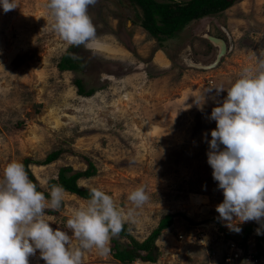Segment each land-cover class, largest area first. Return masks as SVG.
<instances>
[{
  "label": "rangeland",
  "instance_id": "rangeland-1",
  "mask_svg": "<svg viewBox=\"0 0 264 264\" xmlns=\"http://www.w3.org/2000/svg\"><path fill=\"white\" fill-rule=\"evenodd\" d=\"M47 2L16 0L17 8L7 13L0 7V179L9 162L30 159L29 169L47 189L61 168L85 171L92 162L96 174L79 180V186L100 188L125 212L133 208L129 193L145 186L149 202L126 218L131 235L142 242L164 215L175 219L156 241L157 261L134 264L212 262L210 247L220 259L228 237L242 243L246 226L261 228L250 221L239 224L242 230L236 233L218 220L215 208L223 194L207 163L204 134L210 141L216 128L208 119L218 106L213 98L222 101L227 95L217 96L214 88L227 90L245 67L254 68L251 53L264 49V0H238L223 14L189 24L162 48L140 26L141 10L129 0H97L89 6L100 39L91 47L68 46L51 28ZM206 27L217 38L226 29L232 49L211 70L183 66L180 55L188 46L193 56L209 63L215 59L216 52L199 37ZM68 50L83 63L77 73L58 68ZM75 76L85 78L95 93L80 95ZM211 88L206 103L198 105ZM55 151H61L56 161L40 164ZM85 202L66 192L59 211L46 210L51 226L71 235L66 221ZM248 240L264 258V234L255 231ZM117 242L121 248L130 243L120 237ZM258 243L262 252L255 248ZM109 248L107 255L88 251L83 264H122L113 256L111 240ZM29 264L45 262L37 252Z\"/></svg>",
  "mask_w": 264,
  "mask_h": 264
},
{
  "label": "clouds",
  "instance_id": "clouds-1",
  "mask_svg": "<svg viewBox=\"0 0 264 264\" xmlns=\"http://www.w3.org/2000/svg\"><path fill=\"white\" fill-rule=\"evenodd\" d=\"M96 3L48 0L52 30L68 46L91 47L100 39L88 14L89 6ZM0 7L4 13L12 11L17 8L16 0H0ZM251 55L254 68L245 67L227 90L222 85L214 88L217 96L224 91L227 95L222 101L213 98L218 106L208 119L215 121L216 128L210 141L204 134L209 147L207 163L223 194L215 211L218 220L236 233L242 230L239 224L250 221L264 228V49ZM212 89L202 93L198 105L206 103L205 93ZM65 194L62 185L51 184L46 198L22 162L13 160L6 165L0 179V264H29V257L37 252L45 264H83L90 250L107 255L111 238L123 230L126 218L132 219L150 199L145 186H137L127 196L133 208L125 212L111 195L93 187L90 198L74 208L66 221L70 235L54 229L52 217L46 215V210L61 209ZM261 228L255 230L257 235L264 234Z\"/></svg>",
  "mask_w": 264,
  "mask_h": 264
},
{
  "label": "trees",
  "instance_id": "trees-1",
  "mask_svg": "<svg viewBox=\"0 0 264 264\" xmlns=\"http://www.w3.org/2000/svg\"><path fill=\"white\" fill-rule=\"evenodd\" d=\"M134 6L141 10L139 14V23L150 37L158 41L160 47L165 42L176 38L189 24L202 20L207 17H215L223 14L232 8L238 0H129ZM241 1V0H240ZM211 46V45H210ZM83 63L78 61L75 53L69 50L61 57L58 68L63 71L77 73L82 68ZM74 84L78 89V93L82 96L89 97L95 93V89H89L85 78L75 76ZM61 151H55L49 154L41 165L51 164L56 161ZM30 159H26L24 165L29 174V178L37 184V190L44 192L46 198L51 184L62 185L66 192L76 195L84 200L89 199L90 189L81 188L79 180L91 178L96 174V169L92 162H88V169L85 171H74L71 167L61 168L56 177L50 179L47 189L40 186L33 172L29 169L28 163ZM49 213H56L50 210ZM175 214H166L160 220L158 226L152 233L142 242L137 241L132 235L128 224H124L123 230L119 235L113 237V256L122 264H134L136 262L155 263L157 261L158 248L156 241L162 236L163 231L172 227ZM256 225H248L244 228L242 234V245L246 246L248 238L255 232ZM126 238L130 241L129 245L124 248L119 246L117 238ZM226 250L224 252L225 256ZM260 256V253H257ZM223 257V256H222ZM221 257V258H222Z\"/></svg>",
  "mask_w": 264,
  "mask_h": 264
},
{
  "label": "water",
  "instance_id": "water-1",
  "mask_svg": "<svg viewBox=\"0 0 264 264\" xmlns=\"http://www.w3.org/2000/svg\"><path fill=\"white\" fill-rule=\"evenodd\" d=\"M223 31L226 34L229 45H227V42L224 39L217 38V37L213 36L210 33V29L208 27H206L204 33H202V34L200 33L201 35L199 34V37L207 40L213 46V48L216 52L215 59L212 62L209 63V62H203V61L198 60L197 58H195L193 56L192 48L190 46H188V47H186L185 50H183L181 52V55H180L181 59H182V65L185 67L195 68V69H199V70H211L214 67H216L220 63L223 56H225L232 49V45H233L232 37L230 36L228 31L224 28H223ZM219 43L223 45V48H224L223 52H221L220 48L218 47ZM186 57L188 60L192 61L191 65H190V63H188L186 61V59H185Z\"/></svg>",
  "mask_w": 264,
  "mask_h": 264
},
{
  "label": "built area",
  "instance_id": "built-area-1",
  "mask_svg": "<svg viewBox=\"0 0 264 264\" xmlns=\"http://www.w3.org/2000/svg\"><path fill=\"white\" fill-rule=\"evenodd\" d=\"M183 239V236H180ZM212 262L207 261L204 264H264V258L258 256L251 247L244 246L240 242L229 239L227 242L225 256L219 260L215 258V253H212ZM219 260V261H218Z\"/></svg>",
  "mask_w": 264,
  "mask_h": 264
},
{
  "label": "crops",
  "instance_id": "crops-1",
  "mask_svg": "<svg viewBox=\"0 0 264 264\" xmlns=\"http://www.w3.org/2000/svg\"><path fill=\"white\" fill-rule=\"evenodd\" d=\"M228 238L230 239V237H228ZM228 238H227V240L222 244V246H223L222 248H223V251H224V252H225L226 247H227V242H228V240H229ZM248 239H249V238H248ZM250 241H251V240H250ZM199 243H200V242H199ZM250 244H252V241H251V243H250L249 240H247L246 245H248V246L250 247ZM194 245H195V244H194ZM199 245H200V244H199ZM209 245H211V242L209 243ZM212 245H213V244H212ZM201 246H202V245H201ZM254 246H255V245H254ZM255 248H256V249L259 248V250H261L262 246H260L259 243H258V244L255 246ZM200 250H201V248H200V249L198 248V250L196 251L197 254H200ZM213 250H214L213 247H212V248L210 247V256L212 255ZM196 252H195V254H196ZM224 252H223L222 254H224ZM258 252H259V251H258ZM261 252H262V250H261ZM261 254H262V253H261ZM220 259H221V258H220ZM220 259H219V260H220ZM219 260H218V261H219Z\"/></svg>",
  "mask_w": 264,
  "mask_h": 264
},
{
  "label": "flooded vegetation",
  "instance_id": "flooded-vegetation-1",
  "mask_svg": "<svg viewBox=\"0 0 264 264\" xmlns=\"http://www.w3.org/2000/svg\"><path fill=\"white\" fill-rule=\"evenodd\" d=\"M211 32H212V31H211ZM212 34H213V32H212ZM213 36H215V37H220V36H216V35H214V34H213ZM221 37H222V36H221ZM222 38L227 42V45H229V44H228V39H227V37H226V34H225V36L222 37ZM204 40H205V39H204ZM206 41H207V40H206ZM208 43H209V42L207 41V44H208ZM209 44H210V43H209ZM210 45H211V44H210ZM210 45H209V46H210ZM210 47L213 48L212 45H211ZM213 50H214V48H213ZM214 52H215V50H214ZM194 56H195V58H197V59L200 60V61L207 62V61L202 60V58H201L202 56H201V55L199 56V54H197V53L194 54Z\"/></svg>",
  "mask_w": 264,
  "mask_h": 264
},
{
  "label": "bare ground",
  "instance_id": "bare-ground-1",
  "mask_svg": "<svg viewBox=\"0 0 264 264\" xmlns=\"http://www.w3.org/2000/svg\"><path fill=\"white\" fill-rule=\"evenodd\" d=\"M217 44V43H216ZM218 47L220 48V50H221V52H223L224 51V48H223V45L222 44H218ZM186 59V61L188 62V63H190V65L192 64V61L191 60H188L187 59V57L185 58Z\"/></svg>",
  "mask_w": 264,
  "mask_h": 264
}]
</instances>
